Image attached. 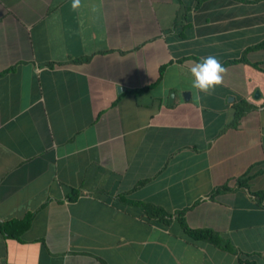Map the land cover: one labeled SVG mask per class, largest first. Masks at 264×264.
Here are the masks:
<instances>
[{
    "label": "crops",
    "instance_id": "1",
    "mask_svg": "<svg viewBox=\"0 0 264 264\" xmlns=\"http://www.w3.org/2000/svg\"><path fill=\"white\" fill-rule=\"evenodd\" d=\"M263 42L264 0H0L1 264H264Z\"/></svg>",
    "mask_w": 264,
    "mask_h": 264
},
{
    "label": "trees",
    "instance_id": "2",
    "mask_svg": "<svg viewBox=\"0 0 264 264\" xmlns=\"http://www.w3.org/2000/svg\"><path fill=\"white\" fill-rule=\"evenodd\" d=\"M262 46H264V42L262 43ZM220 190H222V188H219ZM253 193H256V194H264L263 191H254ZM159 211L156 209V214H159L158 213ZM186 230L195 238H203V239H208V240H214L216 241L218 239V235L213 232V230H210V229H190L188 228L186 225H184ZM2 228L4 230H6L7 228L3 225ZM7 231L10 232L9 229H7ZM10 234L12 235V233L10 232ZM219 240H221V238H219ZM225 242V241H224ZM226 246H229V243L226 244ZM248 264H258L256 262H253V261H249L247 262Z\"/></svg>",
    "mask_w": 264,
    "mask_h": 264
},
{
    "label": "water",
    "instance_id": "3",
    "mask_svg": "<svg viewBox=\"0 0 264 264\" xmlns=\"http://www.w3.org/2000/svg\"><path fill=\"white\" fill-rule=\"evenodd\" d=\"M259 95V91L257 92V94H256V97ZM185 96H186V98H188L189 97V92H186L185 93ZM173 97V93L171 94V98ZM0 264H1V261H0Z\"/></svg>",
    "mask_w": 264,
    "mask_h": 264
}]
</instances>
